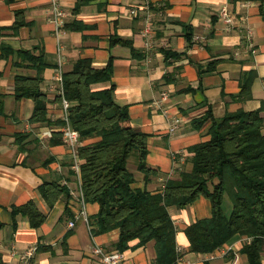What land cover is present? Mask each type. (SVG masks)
I'll return each mask as SVG.
<instances>
[{"label":"crops","instance_id":"crops-1","mask_svg":"<svg viewBox=\"0 0 264 264\" xmlns=\"http://www.w3.org/2000/svg\"><path fill=\"white\" fill-rule=\"evenodd\" d=\"M146 1L148 36L143 33ZM58 2L66 16L56 31L49 0H0V264H20L18 254L29 248H34L31 264H104L92 254L91 245L113 250L118 239V229L90 233L82 218L68 225L79 210L89 218L99 208L81 204L71 148L59 124L63 110L56 76L59 68L62 73L71 70L79 58L89 59L94 68L111 65L109 79L91 88H110L114 100L126 107L130 125L147 134L146 162L155 173L146 178L137 171L133 152L127 167L135 188L157 191L166 179L191 170L188 149L209 138L211 123L195 127L193 121L208 111L220 118L237 109L258 110L264 133V0ZM224 6L234 18L231 26L219 16ZM130 8L137 12L131 14ZM16 20L20 25L15 27ZM165 50L178 57L166 62ZM17 76L39 78L44 116L33 115L36 99L15 95ZM164 91L168 97L158 106L154 101ZM44 183H57L64 190L49 201L41 190ZM223 210L230 213V207ZM169 214L182 263L249 264L243 246L251 239L239 234L211 253L189 250L185 228L211 216L208 198L201 195L185 206L172 205ZM259 255L264 264V238ZM155 256L154 241L139 245L133 240L121 264H155Z\"/></svg>","mask_w":264,"mask_h":264},{"label":"trees","instance_id":"trees-1","mask_svg":"<svg viewBox=\"0 0 264 264\" xmlns=\"http://www.w3.org/2000/svg\"><path fill=\"white\" fill-rule=\"evenodd\" d=\"M78 6V3H77ZM19 12H17V15ZM20 25L15 21V27ZM35 60L29 51H23ZM176 52L164 51L169 62ZM111 65L94 68L87 58H79L62 73V94L69 103L67 119L78 131L80 158L78 185L85 203L98 204L88 218L93 234L113 229L119 236L113 249L124 252L133 240L143 245L155 242V264H175L180 257L175 243V226L169 214L172 205L182 207L198 196L209 199L211 216L185 228L189 250L211 253L235 234L250 238L243 250L249 264H260V244L264 238V133L258 110L237 109L215 118L208 111L193 121L199 127L210 120L209 138L188 149L192 168L178 178L166 179L157 191L133 187L135 177L127 159L137 153V171L146 178L155 168L146 162L147 134L135 130L124 105L118 104L110 88L92 89L91 84L109 79ZM17 97L36 99V116L46 113L39 78L17 76ZM60 125L65 124L62 118ZM43 195L53 201L64 188L44 183ZM230 201L226 214L223 200ZM40 220L43 215L38 213Z\"/></svg>","mask_w":264,"mask_h":264},{"label":"built area","instance_id":"built-area-1","mask_svg":"<svg viewBox=\"0 0 264 264\" xmlns=\"http://www.w3.org/2000/svg\"><path fill=\"white\" fill-rule=\"evenodd\" d=\"M49 1H50L51 21L54 23L56 31H58L63 26L64 17L66 16V13L61 8L58 0H49ZM142 10L144 12L143 33L146 36H148L150 33V29H151V24H150L151 14H150V6L147 1L144 3ZM129 12L131 14H135L137 10L135 8H130ZM219 16L221 20L223 21V23H225V25L227 26L233 25L234 18L232 14L229 12V10L227 9V7L224 6L220 9ZM251 37H252V31L248 29L246 32V39L248 40L250 45H251V41H250ZM195 39L199 40L200 37L195 36ZM145 45L146 47H149L151 45V41L149 39H146ZM251 52H255V48L253 46H251ZM56 80L57 82H59V94H62V71L60 70V68L58 71V75L56 76ZM167 97H168V94L167 92L164 91L161 93L160 99L155 100L154 103L158 106H161L162 104L161 102L166 100ZM61 104H62V110H63V119L65 120V124L62 125L61 127L62 139L71 148L73 168L77 174V177H79L80 158L78 156V151H77V147L80 144L79 134H78V131L75 130L73 127H71V125L68 122V119H67V108L69 106L68 101L62 97ZM175 157H176L175 154H172V158L174 159ZM79 191H80V188H79ZM80 201H81V204H84L81 191H80ZM79 218L83 219V221L86 223L87 227L89 228L90 233H92L89 223H88V218H87V215L84 209H81L78 212H76L73 216V219H71L68 222V225L73 226L74 221ZM176 249L177 251L180 252V248L178 246ZM91 252L93 255L97 256L104 264H121L122 259H123V252L115 250V249L113 250L105 249L102 245L95 243V242L91 245ZM33 253H34V248H29L28 250L22 253H19L18 258H19L20 264H31V258L33 256ZM175 264H186V263H182L180 261V257H178L176 259Z\"/></svg>","mask_w":264,"mask_h":264},{"label":"rangeland","instance_id":"rangeland-1","mask_svg":"<svg viewBox=\"0 0 264 264\" xmlns=\"http://www.w3.org/2000/svg\"><path fill=\"white\" fill-rule=\"evenodd\" d=\"M132 157H133V158L135 157L134 154L132 155ZM133 158H132V159H133ZM129 166H130V165H129ZM129 166H128V168H129ZM228 207H230V201H229L228 198L226 197V198H225V202H224V209L227 210Z\"/></svg>","mask_w":264,"mask_h":264}]
</instances>
